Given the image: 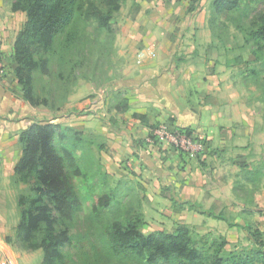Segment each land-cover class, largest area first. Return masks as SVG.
Listing matches in <instances>:
<instances>
[{"label":"rangeland","instance_id":"1","mask_svg":"<svg viewBox=\"0 0 264 264\" xmlns=\"http://www.w3.org/2000/svg\"><path fill=\"white\" fill-rule=\"evenodd\" d=\"M94 1L104 8V0ZM214 1L124 0L110 30L97 22L81 23L73 49L64 57L52 56L51 73L34 72L41 102L36 108L42 109L37 120L54 119L77 129L83 139L76 146V156L84 175L75 179L83 209L71 225L73 243L64 248L67 264H145L135 257L111 254L103 232L110 222L141 211L145 235L187 224L199 241L211 243L223 237L231 250L256 247L252 233L259 230L264 242V62L256 59L255 45L249 41L250 32L264 22V0H240L237 9L222 14L213 8ZM12 3L0 0L8 9ZM191 5L196 6L192 12ZM18 20L23 23L24 18ZM191 44L197 45L193 56L179 51ZM160 46L167 47L172 58L166 61L173 66L195 69L189 93L192 106L198 111L207 104L218 105L223 117L210 130L190 126L206 139L204 148L194 153L165 139L150 141L149 131L131 143L142 151L133 154L138 163L124 152L116 160L109 137L94 128L99 124L115 136L124 129L123 71L148 63ZM240 58L246 62L238 64ZM202 78L204 88L197 85L203 84ZM95 99L101 105L98 110L89 105ZM161 124L168 122L154 127ZM13 176L3 191L10 220L18 224V197L27 185L17 184ZM112 191L111 205L95 214L97 200ZM165 193L187 203L174 205ZM209 209L228 221L200 212ZM9 240L16 250L24 251L17 247L15 226ZM33 253L34 264H43V251Z\"/></svg>","mask_w":264,"mask_h":264},{"label":"trees","instance_id":"2","mask_svg":"<svg viewBox=\"0 0 264 264\" xmlns=\"http://www.w3.org/2000/svg\"><path fill=\"white\" fill-rule=\"evenodd\" d=\"M192 1L199 4L202 0ZM123 2L104 0L103 8L94 0H13L12 10L26 13L13 55L14 73L24 100L39 106L34 72L39 69L46 75L51 73L52 56L64 57V53L73 49L72 45L81 34V23L97 22L103 29L110 30L114 15L121 10ZM240 2L215 0L213 8L222 14L234 11ZM195 8L191 5L189 11ZM249 41L255 45L256 59L264 62V22L250 32ZM244 62L237 59L238 64ZM253 70L251 73L259 76L258 70ZM122 104L118 108L127 111L128 99H122ZM134 117L148 124L146 115L134 113ZM154 126H151V135L157 127ZM175 128L206 145V139H201L191 127ZM80 134L77 129L64 127L54 119L33 121L20 134L22 154L13 179L17 184L27 185V190L18 197L20 218L16 226V242L17 247L26 252L41 249L43 264H67L64 248L73 243L71 225L83 209L75 183L77 177L84 175L76 156V146L83 140ZM69 143L74 146L71 148ZM163 195L173 200L174 205L183 207L187 203L174 195ZM114 196V191L101 196L93 212L97 214L102 208L109 207ZM189 204L194 210L193 204ZM200 212L228 221L226 216L216 214L212 209ZM143 217L141 211L116 219L105 227L104 240L111 254L135 257L145 264H264L263 233L260 230L252 233L256 247L236 251L228 249L229 242L223 237L217 242L199 241L187 224H179L172 231L157 230L145 235L141 231Z\"/></svg>","mask_w":264,"mask_h":264},{"label":"crops","instance_id":"3","mask_svg":"<svg viewBox=\"0 0 264 264\" xmlns=\"http://www.w3.org/2000/svg\"><path fill=\"white\" fill-rule=\"evenodd\" d=\"M20 16L24 18L23 23H19ZM25 21L26 13L13 11L12 8L8 9L0 5V56L7 65V74L0 78V264H4V258L8 255L13 256L18 264H34L36 259L33 252L21 251L18 248L16 250L9 240L10 232L14 226H17V222L12 223L10 220L8 205L5 201L7 193L3 191L5 183L14 175L15 166L22 154L20 134L30 123L37 120L42 110L24 100L14 73L13 55L16 37ZM164 44L167 46L166 42ZM191 45L187 46V49L183 45L179 51L191 57L197 49V45ZM165 50L163 46H160L157 56L150 59L149 64L124 69L125 81L120 85L123 86L124 96L129 101V110L121 115L125 120L124 129L117 132L118 135L115 136V132L105 133L99 124L94 128L96 132L109 137L112 144L111 150L116 160L119 159L121 152H124L130 154L133 161L138 163L137 156L133 154L141 155L142 151L138 149L140 146L134 147L135 144L131 146V143L134 138L146 137L151 126L158 122H170L171 128L177 126L195 128L201 125L203 130H210L218 124L217 120L223 117L220 111H217L218 105L215 106L217 107L215 113L213 111L215 107L211 104L199 108L198 111L192 106L193 103L190 101L192 97L189 93L190 83L195 79L193 72L195 69L187 67L186 64L182 68L173 66L166 61L172 57L170 52ZM167 63L168 65H165ZM202 82L203 84H197L198 87L204 88V78ZM89 105L96 106V110L101 107L97 99L91 101ZM134 113L146 115L148 124L135 118ZM206 121L208 122L205 123ZM203 123L206 126L202 127ZM150 165L156 166L155 163ZM158 170L162 171V169Z\"/></svg>","mask_w":264,"mask_h":264},{"label":"built area","instance_id":"4","mask_svg":"<svg viewBox=\"0 0 264 264\" xmlns=\"http://www.w3.org/2000/svg\"><path fill=\"white\" fill-rule=\"evenodd\" d=\"M151 54V53H150ZM154 55L156 53L153 52ZM142 56H146V53L141 54ZM7 74V65L4 59L0 56V78L4 77ZM152 137L150 141H157L158 139H165L175 147L179 149H183L187 152H196L197 150H201L204 148L203 141H195L192 137L187 135L185 132H182L179 128H171L167 124H161L157 126L152 131ZM201 139H203L201 137ZM4 264H18L17 260L8 255L4 258Z\"/></svg>","mask_w":264,"mask_h":264}]
</instances>
